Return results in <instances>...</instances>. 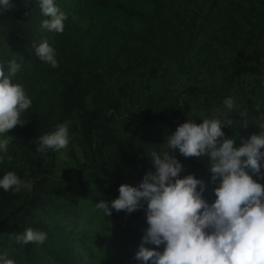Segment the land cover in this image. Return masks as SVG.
I'll return each instance as SVG.
<instances>
[{"label": "trees", "instance_id": "obj_1", "mask_svg": "<svg viewBox=\"0 0 264 264\" xmlns=\"http://www.w3.org/2000/svg\"><path fill=\"white\" fill-rule=\"evenodd\" d=\"M69 1L54 0L67 17L62 33L41 28L47 17L39 0H10L13 7L0 10V64L5 72L7 61L21 64L12 82L32 101L21 114L26 123L12 129L15 147L0 155V178L11 171L33 185L30 191L0 189V255L15 264H94L90 250L103 255L116 242L115 257L105 264H143L135 253L148 227L146 203L132 213L113 209L110 216L95 204L118 198L121 184L138 186L147 172L155 173L151 153L165 149L158 147L163 139L187 120L199 124L218 113L221 142L233 139L237 148L264 132V0H204L198 24L186 22L180 0H78L92 15L115 24L99 31L71 24ZM213 29L220 36L213 37ZM88 37L96 48L90 57L84 54ZM44 40L55 49V69L35 55L33 44ZM200 41V53L189 59ZM215 55L222 63L218 82ZM195 91L202 98L193 103ZM91 94L116 103V110L141 111V127L151 128L154 138L129 126H109L112 119L102 114L100 101L87 108ZM229 97L231 110L223 103ZM74 118L90 151L59 174L56 151L38 153L36 147L40 136ZM165 151L181 163L179 178L193 175L205 182L202 196L211 204L218 180L212 181L208 158ZM249 174L264 186V167L259 175ZM28 227L47 234L43 244L15 242L14 235ZM86 229L93 233L88 238ZM144 246L161 252L164 247Z\"/></svg>", "mask_w": 264, "mask_h": 264}, {"label": "clouds", "instance_id": "obj_2", "mask_svg": "<svg viewBox=\"0 0 264 264\" xmlns=\"http://www.w3.org/2000/svg\"><path fill=\"white\" fill-rule=\"evenodd\" d=\"M12 7L10 0H0V10ZM39 8L47 17L41 28L62 33L67 17L54 0H39ZM33 47L40 61L53 69L58 67L55 49L47 40ZM20 70L21 64L15 58L7 61V72L0 64V153L8 152L13 137L7 133L26 123L21 114L32 103L23 86L12 82ZM223 103L229 110L234 106L230 97ZM222 137V124L216 118H205L199 124L187 120L166 137L165 149H178L186 158H208L212 181L218 180L211 204L202 196L205 182L193 175L179 178L182 165L165 149L151 153L155 173L147 172L138 186L121 184L118 198L95 204L104 216H110L113 209L132 213L142 206V201L146 203L148 227L135 259L143 264H264V186L249 174L259 175L264 167V132L251 135L238 148L233 139L221 142ZM69 139L68 124H58L54 131L39 137L36 151L53 150L60 154L59 159L66 160L61 150L68 148ZM32 186L31 181L11 171L0 178V189L5 192L30 191ZM46 239V233L31 227L14 235L20 245L43 244ZM146 244L163 245V251L147 248ZM0 264L15 261L4 254L0 255Z\"/></svg>", "mask_w": 264, "mask_h": 264}, {"label": "rangeland", "instance_id": "obj_3", "mask_svg": "<svg viewBox=\"0 0 264 264\" xmlns=\"http://www.w3.org/2000/svg\"><path fill=\"white\" fill-rule=\"evenodd\" d=\"M182 10L184 11V16L186 17V22L189 23H195V21L198 23L201 22L202 17H201V11L205 10V2L204 0H180ZM69 11L68 14L70 16V22L71 24L81 28H90L93 30H101V29H107L110 28L111 26L115 25L113 22L108 21V20H102L99 18L98 15L93 14L83 5L82 1L78 0H70L69 1ZM108 23H105L107 22ZM212 36H220V34L217 33V30L213 29L212 31ZM92 37H88L84 41V54L87 55L88 57L92 56V54L96 51L95 48V42L91 41ZM202 46V42H198L195 44L194 48L191 49V51L188 53V58L193 59L198 54L200 53V48ZM103 46H99L97 49L101 50ZM107 61V60H105ZM212 64H214V78L216 79V82L219 81L221 72H222V63H221V57L219 55H215L212 59ZM124 66V64L122 65ZM105 67L102 69L100 73H104ZM104 75V74H103ZM213 79V78H212ZM212 84H217L215 81H209V83ZM159 86H156L158 88ZM102 88H105L103 85ZM194 101L193 103H196L198 99H201V92L195 91L194 92ZM198 98V99H197ZM105 100L107 98L103 97L102 99H97L93 98V94L89 95L86 100V105L87 108L91 109L93 107V101L101 104H99L100 109L102 111V114L104 116H110L112 119V122L109 124V126H117L119 128H122L123 126H129V130H134L138 134H141L142 132L147 133L151 138H154L152 134L154 132L152 131L151 128H143L141 127L143 122L141 121L140 116L141 111L138 110H133L132 108L126 109L120 108L119 110H116L117 106L116 103L114 102H109V105L105 103ZM218 117V113H215L211 116V118H216ZM69 126V145L66 150H61L62 152H65L68 159L62 160L59 159V153L55 152V166L57 172L60 174L63 170L71 169L72 167L77 164V162H82L85 155L89 153V141L88 139L85 138L83 131H80L78 127V120L76 118L71 119L69 122H67ZM78 127V128H77ZM9 136H12L13 139L11 140L8 151L13 149L16 144V137L15 134L13 133V130H9L7 133ZM0 138H3V136H0ZM166 145V138L163 139V142L158 146V147H163ZM3 153H0V155ZM127 180L129 178H126ZM96 209V207H95ZM94 212V208H93ZM86 237H90L93 233H90L88 229H86ZM82 232L77 233L78 238L84 237ZM112 243V245H109V252L105 249L103 252V255L97 254L95 250L91 249L90 252H92L93 255L90 256V258L93 260L94 264H105L107 263L111 258L115 257V248L114 245L116 242H109ZM88 245V244H86ZM84 247V244L81 245ZM98 249L100 248V244H97L96 246ZM76 248V246H75ZM76 251L78 249L76 248Z\"/></svg>", "mask_w": 264, "mask_h": 264}]
</instances>
